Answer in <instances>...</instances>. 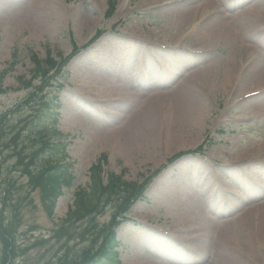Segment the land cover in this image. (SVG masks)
Segmentation results:
<instances>
[{
	"label": "rangeland",
	"instance_id": "374dc122",
	"mask_svg": "<svg viewBox=\"0 0 264 264\" xmlns=\"http://www.w3.org/2000/svg\"><path fill=\"white\" fill-rule=\"evenodd\" d=\"M54 1L61 8L60 15L58 12L47 13L41 0H0V73L4 69L8 71L3 81L6 91L0 94L1 111L23 102L27 95L42 86L40 80L32 79L37 73L36 59L44 61L50 54L54 59H59L60 54L67 56L73 49L71 35L80 47L79 54L67 66L68 80L61 79L62 86L57 84L60 81L53 82L46 88V95L37 94V100L49 99L50 95L54 96V101L57 99L60 113L57 128L59 134H63L59 138L67 143L69 157L66 160L74 165L72 186L62 194L55 191L53 198L58 199L52 210V203L45 200L42 186L33 189L27 181L21 187L15 186L8 195V189H5L8 185H0V217L4 219L11 214L8 217L13 219V224L6 225L12 229L16 264H50L56 249L69 240L68 234L58 231L61 223L74 235L69 246L76 243L79 250L85 244L82 238L87 234L84 226L64 224L63 220L73 208L75 192L90 185L91 172L101 155L106 157L102 158L107 163L106 172L123 174L127 184L149 181L144 200L137 202L127 213V220L111 224L108 209L98 218L99 224L112 225L117 231L121 264H212V241L209 239L219 238L224 233L227 225L223 226V222L236 227L240 208L248 207L250 214L255 206L263 208L264 110L257 109H264V98L247 99L244 93L256 80L251 65L264 64V28L259 30L258 26L247 40L240 41H248L246 47L253 48L242 46L244 50L241 48L243 51L232 57L233 64L236 66V58L240 59L242 74L249 71L241 87L230 91L223 86L228 71L223 61L230 49L223 40L212 41L208 45L218 43L207 46L200 42L197 33H192L196 28L205 27L204 34H210V20L199 15L184 35L183 25L178 27L176 24V14L194 7L196 2L155 0L146 5L147 0H117L116 13L107 18L108 0ZM211 1L222 12L232 15L235 23L236 17L248 16L249 8L258 6L264 12V0ZM37 12L44 18L43 27L33 25ZM83 12L89 20L80 24ZM236 28L240 30L238 26ZM99 30L106 32L91 42ZM139 66L144 67L141 75ZM134 67L138 72L136 77L131 76ZM126 71L130 75L124 79ZM189 73L200 77L201 100L204 102L206 98L209 103L199 131L189 135L190 131L185 127L177 133L172 130L179 126L177 120L173 126L158 121L154 129L155 145L151 147L154 154L149 155L150 151L145 147L149 142L146 135L149 137L151 131L148 124L149 131L142 137L146 140H138L136 148L126 154L123 141L120 142L121 138L113 128L129 120L128 116L134 115L142 103L155 101L159 104L162 97L170 98ZM113 88L120 90L116 93L122 92L126 96L112 109L106 107L113 111L110 117H102L91 101L102 100L99 105L108 102V91ZM30 109L24 104L15 118L29 122ZM22 129V125L15 123V132ZM25 137L20 139V145L25 143L26 149H33ZM158 139L163 141L157 145ZM204 142V153L171 160L181 151L196 149ZM254 163L258 165L257 169L251 168ZM12 167H15V158L8 156L2 161L1 170L9 172V177L15 179ZM250 168L252 177L258 178L239 193L237 187L244 188V175ZM16 179L22 181L24 177ZM203 182L209 186H200ZM177 203L197 216H200L199 207L207 214L208 218L200 222L203 231H199L202 237L197 242H186V235L175 226L173 211ZM2 248L0 240V252ZM252 250L247 259L245 249H237V253L233 250L230 254L234 253L241 260L220 263L264 264V248Z\"/></svg>",
	"mask_w": 264,
	"mask_h": 264
},
{
	"label": "bare ground",
	"instance_id": "6f19581e",
	"mask_svg": "<svg viewBox=\"0 0 264 264\" xmlns=\"http://www.w3.org/2000/svg\"><path fill=\"white\" fill-rule=\"evenodd\" d=\"M154 1L155 0H147L145 4L150 5ZM189 1L190 0H188L187 2ZM193 1L196 2L194 7L190 6L183 10L181 13L176 14V24L178 25V27L180 25H183L181 31H183L184 35V31L194 24L193 23L190 26L194 18H198L199 15H203L202 17L210 20V34H204L205 27H202L199 30H196V28L192 33H197L199 35L200 42L205 43L207 46H212L218 43L213 42L212 44L208 45L210 42L215 40H223V42H225L226 47L229 48L230 51L223 61L226 65L224 68H228V71L224 75L225 79L223 86L230 91L235 90L237 87H241V85L244 83L243 78L246 75L248 76L247 72L249 71V69L247 70L246 74H242L241 60L236 58L235 66L233 64L234 59L232 57L236 53L244 50L242 46L245 47V49L253 48L252 46L246 47V45H248V41H240L247 40L246 38L250 37V34L253 32V30L255 31V28H258V26L260 28L259 30H262L264 28V12L261 11L258 6H255V9L249 8L247 9L248 16L236 17L235 23L233 20V16L222 12L213 1L192 0V2ZM49 2H51L52 5H49L46 0H41L40 4L47 13H49V11L58 12V15H60V13L62 12L59 4L54 0H49ZM181 4L183 3L181 2ZM181 4L178 3V5ZM82 16V22L79 21V23H87V21L89 20V16L84 12L82 13ZM23 18L24 17H22V20ZM43 20L44 18H42V14L37 12L35 14L33 25L37 27H43ZM236 26H238V28H240V30L242 31L238 30ZM244 34L246 35V37H244ZM251 66H254L252 71L255 73L256 80L246 88L244 97L247 99H263L264 84L262 86H260V84L264 83V64L253 63ZM136 71L137 68L134 67L131 76H138V72ZM126 72L127 73L124 76V79H126L130 75L129 71ZM140 72L141 68L139 66V74ZM200 80L201 79L198 75L189 73L184 81L179 83V86H177L176 89L172 92L170 98L164 99V97H162L159 104H155V101L142 103L141 108H139L134 115L128 116L130 117L129 120L127 119L121 126L113 128V131L118 133V137L121 138L120 142L123 141L124 152L126 154L131 153L138 145V140L139 142L141 140H146L142 139V137L143 135H146V132L149 131L148 127L146 126L150 124L149 129L151 131L149 132L151 137H148V135H146L149 142L145 147L150 151L149 155L154 154L152 153L154 151V148L151 147L155 145L154 129L158 125V121H160V124L162 122L165 124L171 123L170 125L173 126V123H175L177 120L179 126L172 128L173 131L179 133L180 130L186 127L190 131L189 135L193 133L195 135L203 125L205 116L208 113L207 104H209L206 98L204 99V102L201 100V98H203V93H201L199 89H201V91H203V89L201 88L202 81ZM118 88L111 89V94L114 97L112 101L114 102L120 100L119 98H122V96H124L122 92L116 93ZM196 88L199 91L196 90ZM257 110L263 111L264 109L260 107ZM162 141L163 140L160 139L159 141L158 139L157 145ZM177 148L178 147H176V149ZM251 179H254V177H251ZM202 184H206V186H209V183L206 182L201 183L200 186H203ZM208 188L209 187H207L206 189ZM262 207L263 208L255 206L252 214H250V210L248 207L240 208V216L239 220L237 221L238 224L236 225V227L223 222L225 223L223 224V226L227 225L226 227L224 226L226 232L224 231V233L220 235L219 238L216 237L213 239H209L210 241H212V245L210 247L212 264H221L220 262L232 263V260H241L236 257L234 253L230 254L231 252H233V250L235 253H237V249H240L241 251L245 249L247 251L245 254V258L247 259V257L250 256V253L253 252L252 249L258 247L259 250H262V248H264V202ZM175 209L176 210L173 214V220L175 226L178 228V231L184 234L187 233L185 236L186 242H197L198 238L200 239L202 237V234L199 231H203V228H200V222L201 220L204 222L206 218H208L207 214L202 211V207H199V211L197 212L200 216H197L196 214H194V212L192 213L190 210L182 207L181 203H177ZM219 212L222 213L221 211ZM198 221L199 224L197 223ZM189 235H193V237H190ZM243 239L245 240L243 241Z\"/></svg>",
	"mask_w": 264,
	"mask_h": 264
},
{
	"label": "trees",
	"instance_id": "16d2710c",
	"mask_svg": "<svg viewBox=\"0 0 264 264\" xmlns=\"http://www.w3.org/2000/svg\"><path fill=\"white\" fill-rule=\"evenodd\" d=\"M6 120L7 118L5 116L2 118L0 116V139H2L1 132ZM45 127L46 124L38 120L35 126L29 130L32 136L33 134L34 136L40 134V136L38 138H34V140H44ZM3 136L5 137L6 134L4 133ZM9 143L11 144L12 142L10 141ZM16 144H18V139ZM50 144L51 143L47 141L44 144L39 145V150L37 151L33 161H26L25 159L28 158V156L26 154L21 156L22 152L18 154V149H15L13 152L18 155L15 163V179L9 178L5 174H3L2 177L0 174V185H8L9 188L5 189H8L9 193L11 192L12 188H15V186L21 187L25 183L27 184V181L32 184L33 189H36L37 186H42V192L45 194V200L50 202V204L52 203L51 207L53 208L55 204V201L53 200V197H55V191L57 190L59 194V188L63 184L68 186L72 180L69 169L59 164L58 161H55L58 159H56V151L59 150L58 146ZM5 146L6 145L3 144V141L1 140L0 158L4 152H2V150ZM37 162L41 164L40 167L34 166V163L37 164ZM94 170L95 169H93L92 183L90 186L87 189H80L75 193V207L70 211L67 218L68 221H89V218L92 214H96L98 211L102 212L107 206V201L103 202L102 189ZM17 177L18 179L24 177V180L18 181L16 179ZM127 198V196L121 197V206L127 205ZM6 224H13V222L9 221V219H3L0 217V240L3 244L2 252H0V264H9V260L14 256L15 252L12 242V229L11 226ZM94 226V223L90 225V230H92L93 233H87L84 235L82 234L85 244L81 246L79 250L76 248V245L72 249L71 246L68 245L69 240H71L73 237L71 234H68L65 231V233L68 234L69 240L61 243V245L56 249L53 257L50 259V264H120L115 260L117 256L116 248L118 246V242L115 240V237L113 236L110 240H108L104 247L102 245H97L100 237L98 233L99 231H95ZM57 237L59 236L57 235ZM60 238L61 237L58 239ZM94 240H96L95 244ZM108 255L110 256L109 259L114 258L110 263L106 262L109 260Z\"/></svg>",
	"mask_w": 264,
	"mask_h": 264
}]
</instances>
